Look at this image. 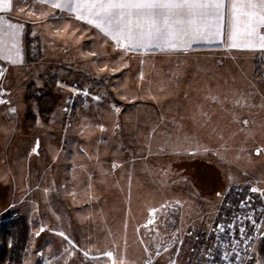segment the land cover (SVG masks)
<instances>
[{"label":"rangeland","instance_id":"374dc122","mask_svg":"<svg viewBox=\"0 0 264 264\" xmlns=\"http://www.w3.org/2000/svg\"><path fill=\"white\" fill-rule=\"evenodd\" d=\"M27 2L0 14V220L24 217L29 235L10 264H232L218 252L251 250L213 223L235 188L264 195L254 61L232 46L226 61L125 53L56 0ZM51 80L48 124L28 127L27 87Z\"/></svg>","mask_w":264,"mask_h":264},{"label":"snow or ice","instance_id":"6c2138e0","mask_svg":"<svg viewBox=\"0 0 264 264\" xmlns=\"http://www.w3.org/2000/svg\"><path fill=\"white\" fill-rule=\"evenodd\" d=\"M11 4L12 0H0L4 11L10 10ZM51 7L75 13V19L95 27L127 53L152 46L177 50L178 40L215 34L224 18L225 0H56ZM229 9L233 39L241 24L249 36L257 34V28L264 29V0H232ZM257 40L264 49V34H257ZM231 46L238 45L233 42Z\"/></svg>","mask_w":264,"mask_h":264},{"label":"trees","instance_id":"16d2710c","mask_svg":"<svg viewBox=\"0 0 264 264\" xmlns=\"http://www.w3.org/2000/svg\"><path fill=\"white\" fill-rule=\"evenodd\" d=\"M262 63L263 60L261 59L254 60V75L264 79ZM55 81L51 80V84H47L49 90L46 92L43 88H37L33 84L28 85L25 94L26 107L23 120L28 127L33 126L37 120L45 125L48 124L53 108L52 90H54ZM32 105L36 106V111L33 110ZM227 197H230L231 200L229 201ZM226 204L228 207H226ZM263 212L264 195L244 194L240 188H235L227 195H224L213 227H219L218 223L221 220L227 222L224 224L227 228L222 231L225 237L231 234L232 238L239 240L240 245L245 247L249 246V243L255 239L258 232H260V235L254 240L249 251H235L233 255L228 254V257L227 251L224 250L223 254L218 252V255L223 257V262L226 259H230L232 264H256L257 262L258 264H264ZM24 219V217L19 218L15 215L12 220L0 224V264H10L15 261L13 259L16 256L13 251L15 243L20 245L18 252H21L25 247L29 235ZM230 226H233L235 230L228 232V227L231 228ZM241 229H243V232H241ZM210 238L211 236H209Z\"/></svg>","mask_w":264,"mask_h":264},{"label":"crops","instance_id":"0c3cea01","mask_svg":"<svg viewBox=\"0 0 264 264\" xmlns=\"http://www.w3.org/2000/svg\"><path fill=\"white\" fill-rule=\"evenodd\" d=\"M232 0H225L224 18L220 21L218 31L210 36H196V37H186L183 42L176 41L177 50H162L160 47L152 46V53L155 55L168 56L172 52H185L189 56L197 55L202 56V54L207 53L209 50H217L222 52L220 56H217L218 60L226 61L228 57L225 56L223 52L224 49L229 50V46L235 42L238 46L232 48L233 60L240 61L242 59L253 62L255 59H262L264 61V49L259 47V42L257 40V34H264V29L257 28V34L252 36L247 35L246 29L243 24L239 25L236 29V35L233 39V26L230 18L229 4ZM28 3L27 0H12L11 8L8 11H4L0 8V14L13 12V9ZM24 11H31L24 10ZM34 11V9L32 10ZM249 41H253L250 45ZM218 55V53H217ZM252 71V70H251ZM264 230H262L263 232Z\"/></svg>","mask_w":264,"mask_h":264},{"label":"built area","instance_id":"2783aa9c","mask_svg":"<svg viewBox=\"0 0 264 264\" xmlns=\"http://www.w3.org/2000/svg\"><path fill=\"white\" fill-rule=\"evenodd\" d=\"M3 74H4V71L2 69V67L0 66V81L2 80V77H3ZM179 206L178 202L177 201H173L171 202L168 207L169 208H172V209H177V207ZM16 213H9L7 214L6 216H4L3 218H1L0 220V224L2 222H6V221H10L12 220L14 217H15ZM260 235V232H258V234L256 235L255 239Z\"/></svg>","mask_w":264,"mask_h":264}]
</instances>
